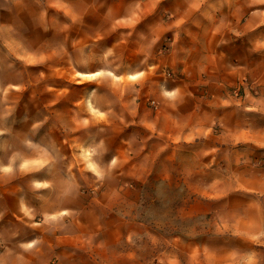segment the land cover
<instances>
[{
  "label": "rangeland",
  "instance_id": "374dc122",
  "mask_svg": "<svg viewBox=\"0 0 264 264\" xmlns=\"http://www.w3.org/2000/svg\"><path fill=\"white\" fill-rule=\"evenodd\" d=\"M40 252L264 264V0H0V264Z\"/></svg>",
  "mask_w": 264,
  "mask_h": 264
},
{
  "label": "crops",
  "instance_id": "0c3cea01",
  "mask_svg": "<svg viewBox=\"0 0 264 264\" xmlns=\"http://www.w3.org/2000/svg\"><path fill=\"white\" fill-rule=\"evenodd\" d=\"M12 14V11H8L7 12V15L10 16ZM6 37V35L4 36ZM29 53H25L24 55H28ZM153 81V80H152ZM159 120V121H164L165 124L167 125V130H163L164 133H168L171 129V127H173L175 124H174V121H175V118L171 115H165V114H159L155 117L154 120ZM162 119V120H161ZM147 126V129H149L150 131H154L153 129H156L158 128L157 124H155L154 122H151L150 124L147 123L145 124ZM50 249L48 251H45L47 255H44L45 259L50 262V261H54V254L56 252L53 244L49 245L48 246ZM3 257L4 259L7 257V251L3 250ZM43 257V255L38 253L35 255V264H41V258ZM2 264H6L5 262H2Z\"/></svg>",
  "mask_w": 264,
  "mask_h": 264
}]
</instances>
